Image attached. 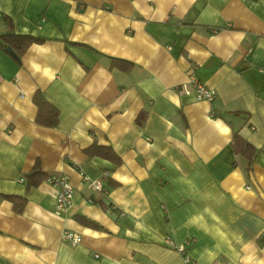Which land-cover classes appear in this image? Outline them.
Listing matches in <instances>:
<instances>
[{"label":"crops","instance_id":"1","mask_svg":"<svg viewBox=\"0 0 264 264\" xmlns=\"http://www.w3.org/2000/svg\"><path fill=\"white\" fill-rule=\"evenodd\" d=\"M10 35L39 41L14 58ZM185 255L264 264V0H0V264Z\"/></svg>","mask_w":264,"mask_h":264},{"label":"built area","instance_id":"2","mask_svg":"<svg viewBox=\"0 0 264 264\" xmlns=\"http://www.w3.org/2000/svg\"><path fill=\"white\" fill-rule=\"evenodd\" d=\"M181 88L183 90L191 88L197 100L212 101L216 95V91L214 89L209 88L204 83L199 82L193 77H190L188 85H181ZM80 175L85 181H89L94 189L104 191L100 179H91L82 171H80ZM46 181L56 189V214H59L72 203L74 197V188L70 184L69 180L62 175L49 174L46 178ZM62 237L63 239L71 241L72 244L80 242V236L77 233L70 231H65L62 234ZM187 244L188 243L186 242L185 244L180 245L178 250L184 253L185 245ZM184 260L187 264H192L190 258L187 255L184 256Z\"/></svg>","mask_w":264,"mask_h":264},{"label":"trees","instance_id":"3","mask_svg":"<svg viewBox=\"0 0 264 264\" xmlns=\"http://www.w3.org/2000/svg\"><path fill=\"white\" fill-rule=\"evenodd\" d=\"M9 37V45L11 49L16 52L17 54L24 52V50L33 42L39 41V39L27 36V35H10ZM114 64H117V61L114 62ZM34 102L39 105V99L38 96L34 97ZM49 117L52 119V122L48 123L50 125H55L57 122V112L54 109H51L49 111ZM139 122L141 123L142 120L139 119ZM235 140H239L238 136H235ZM86 153L88 156H94V155H100L105 158L111 159L114 162H118L117 158L115 157V154L113 153V150L110 147L106 146H98V145H93L89 149L86 150ZM39 171L34 170L31 174L28 175L30 179V183H36L35 178L38 177ZM12 201L14 199L13 196H8Z\"/></svg>","mask_w":264,"mask_h":264},{"label":"water","instance_id":"4","mask_svg":"<svg viewBox=\"0 0 264 264\" xmlns=\"http://www.w3.org/2000/svg\"><path fill=\"white\" fill-rule=\"evenodd\" d=\"M7 51H8V53H10L14 58H17V56L15 55V53L12 51V49L11 48H7Z\"/></svg>","mask_w":264,"mask_h":264}]
</instances>
